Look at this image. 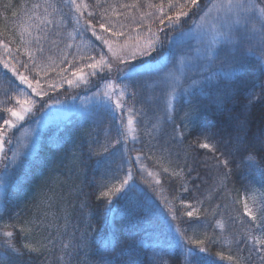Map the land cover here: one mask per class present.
<instances>
[{
    "label": "trees",
    "instance_id": "1",
    "mask_svg": "<svg viewBox=\"0 0 264 264\" xmlns=\"http://www.w3.org/2000/svg\"><path fill=\"white\" fill-rule=\"evenodd\" d=\"M182 2L183 0H181ZM77 3H81V0H77ZM101 3L103 8L108 9V19L113 22L118 19L119 23L126 26L125 30L131 35L147 31L151 17L141 20L140 12L154 10L145 5V0H140L142 5L140 8L119 7L120 4L133 5L136 0H101ZM151 3L157 4L160 3V0H151ZM164 3L167 7V0H164ZM200 3L203 7L208 3V0H200ZM83 4H87L88 7H83ZM83 4L81 5L83 17H80L70 0H0V41L9 45L10 48L9 52L0 46V57L16 63L20 72L23 70L33 78L41 79L40 82L47 95L43 96L44 106L40 108H45V105L46 107L53 106L57 97L62 100L77 97L93 89L92 84H97V77H89L91 84L87 86L81 84L78 87H69L64 83L60 87H50L53 84L60 85L64 76L71 78L73 66L79 67L82 63L88 62L80 60L77 55L74 57V54L66 57L63 54V49L69 39V32L74 29V26L82 29L84 20L90 18L89 12L96 13L98 18L99 13L103 10L95 7L96 0H83ZM25 5H27L29 15L36 14L40 9L36 17L37 21L29 25L33 30L32 36L46 33L57 41L55 47L47 41L43 42L44 60L41 61L40 54L37 53L38 62L43 68L39 76L28 72L17 63V60L27 61L28 59L23 54L22 45L30 37L25 33L24 41L21 40L22 28L26 27L27 21L31 20L24 15ZM33 5H39V7L33 8ZM109 5H114L116 11L122 15L119 18L112 16V9ZM13 12L18 15L13 16ZM42 14H46V16L43 17ZM78 18L79 24L76 23ZM48 19L53 23L48 24ZM198 19L199 16L194 15L191 19L186 20L183 30H188L193 26V21ZM96 22L93 20V23ZM157 23L152 24L153 31H155ZM36 25L40 26L39 29ZM56 31L61 33L59 37L54 36ZM178 31L180 29L173 32L165 29L168 35L173 36ZM86 34L91 36L90 31ZM161 39L164 40V35H161ZM165 45H167L166 41ZM18 46L20 47L19 51ZM30 47L35 48V44ZM161 53L154 54V59L158 58ZM256 53L260 55V51H256ZM93 54L96 53L92 50L87 55ZM48 57L50 59H47ZM61 69L68 71L61 72ZM111 76L114 75L111 74ZM14 82L15 78L11 72L3 69L0 64V101L8 100L7 104H0V112H3L5 107H11L13 98L17 96ZM257 83H264V75L260 73L255 58H248L246 70L239 76L221 80L219 88L212 90L208 95L194 98L192 105L185 104L183 101L175 103L174 110H170L169 114L176 124H181L185 113L194 108V114L202 122L215 125L214 130H221L226 138L227 133L232 131L230 126L232 122L227 117L242 113V118L246 119L247 123L248 140L252 141L255 137L264 136V94H261V88L256 86ZM225 89L229 90L231 98L224 99L223 104L218 105L217 98L222 96ZM250 91L257 94V99L251 103H249L247 95ZM136 107L146 109L147 115L142 119L146 123L151 122L148 123V128H151L152 123H157V117L164 115L163 104L155 98L147 103L136 102ZM39 110L36 108L30 114L37 116L41 113ZM3 115L8 118L6 112ZM183 122L187 123V121ZM26 123H30L28 118L24 124L16 126L14 133ZM138 127L136 124V128ZM158 127L162 129V132H154L153 135L161 137L159 143L166 142L170 155L167 153L162 155L156 147L157 140H150L143 134L139 136V140L133 141L132 137L137 136L135 131L132 134L129 132L127 135V152L123 158L117 152L110 156L103 165L97 166L96 157L89 158V146L95 147L96 145L93 143L95 140L104 142L110 135L114 136V131L109 132L111 128L109 117H102L99 121H94L89 116L78 113L64 121L47 123L46 127L39 132L36 152L20 155L24 164L17 170L12 185L6 188L5 202L0 210V217L3 218L0 223H20L33 218H40L43 221L44 227L30 234H21L15 230L14 243L16 247L21 248L25 243L39 246L37 242L46 243L48 238L56 239L57 233L59 235L65 231L67 235L71 231V233L74 232V238L77 240H80L84 235L89 244L87 247L79 249H74L73 246L72 252L65 258V264H95L96 249L102 240L112 241L117 252L143 241V246L139 248L140 256L144 264H149L153 246L158 247L159 242L167 241L174 235L172 228L168 227L171 217L163 219L159 211V208L163 207L162 202L167 200L171 207H180V200H184L191 205V208L180 207L181 212L197 208L200 215L192 217L191 220L187 216H181L179 221L171 222L172 226L175 227L179 224L182 230L187 229L186 235H194L196 238H200L204 232L210 236L219 237L216 244L209 245L207 254H201L206 261H210L212 264H232L227 259L220 260L217 257V252H223L225 256H238L243 264H264V254L254 250L249 254L251 242L247 246L240 244L239 251L236 244L233 243L234 239L239 240L244 235H259V232L251 227L250 218L244 214L243 208L245 196L252 190L257 191L259 195H264V182H261L259 172L255 169L250 170L247 165H241L239 168L234 167L233 174L227 182V193L220 192L217 189L224 169L213 166L212 153L209 150L193 146L197 132H193L191 135L186 134L182 140L179 137L172 139L174 135L172 123L160 120ZM209 143L212 141L209 140ZM13 144H15L14 138L11 139L9 145ZM137 153L141 154L139 163L134 158ZM6 154L11 159L9 149ZM129 156L133 158V166L128 165ZM237 163H239V159H237ZM140 166L147 168L146 173L148 171L153 173L152 178L146 173H141ZM165 167L169 169V173L162 172ZM180 168L184 169L182 175L186 181L184 186L189 188L187 193L180 191L181 179L171 176V173L178 172ZM189 168L193 169L190 175ZM129 171L132 173V180L129 183L135 182L143 191L134 189L128 193L126 198L119 200L113 196V207L123 209L131 203L139 209L136 213L137 218L129 220L121 213H117L114 221L111 214L106 217L105 200L98 199V197L100 192L106 191L108 187L118 186ZM157 179L160 180L159 185L156 184ZM173 197H177V199H173ZM197 200H202L203 204H197ZM216 205L221 207L216 209ZM145 208L151 209V216L145 217ZM214 209L218 213L215 216L212 215ZM217 221L223 222L226 226L225 229H221ZM55 231H57L56 234H54ZM50 248L51 246L43 249L42 254L32 253L29 255L25 251L24 256H16L4 248H0V264H62L58 260L57 252L54 249L49 250ZM106 254L113 255L111 252ZM163 258L168 260L169 264H183V257L179 251L173 256L165 254Z\"/></svg>",
    "mask_w": 264,
    "mask_h": 264
},
{
    "label": "snow or ice",
    "instance_id": "2",
    "mask_svg": "<svg viewBox=\"0 0 264 264\" xmlns=\"http://www.w3.org/2000/svg\"><path fill=\"white\" fill-rule=\"evenodd\" d=\"M70 3L75 6L80 17H83V12H81L83 0L81 3H77V0H70ZM145 5L154 10L152 12H140L141 20L151 17V23L147 25L148 34L141 36L137 32L133 36L125 30L126 26L119 23L118 19L116 22L108 19V9L103 8L101 0H96L95 7L103 9L99 13V17L97 18L96 13L89 12L90 18L84 20L82 29L76 30L85 46L90 47L96 55L81 56L80 60L88 62L82 63L79 67L73 66L71 78L64 76L60 85H50L52 88L60 87L64 83L69 87H78L81 84L87 86L91 84L89 77H97V84H92L93 87H96V92L93 93L96 103L90 112V116L95 118L107 115L111 120L109 132L114 131L115 134L107 137L104 142L93 141L96 146H89V158L96 157L97 166L103 165L110 156L117 152L123 158L127 152V135L131 131L137 132V136L132 137L133 141L139 140V136L143 134L148 136L150 140H157L156 147L162 155L165 153L170 155L166 142L159 143L161 137L153 135L154 132H162V129L158 127L159 121L166 120L173 124L174 135L172 139L179 137L182 140L186 134L191 135L193 132H197L193 146L209 150L212 153L213 166L224 169L218 191L227 193V182L233 174V169L234 167L239 168L241 165H247L250 170L255 169L260 174L261 182H264V136L255 137L252 141L248 140L247 123L246 119L242 118V113L227 117L232 122L230 125L232 131L227 133L226 138L221 130H214L215 125L202 122L194 114V108L185 113L183 121H187V123L182 121L181 124H176L169 114L170 110H174L175 103L183 101L185 104L192 105L194 98L208 95L212 90L219 88L221 80L239 76L241 72L246 70L248 58H255L260 73L264 75V0H208V3L203 7L200 0H183L182 3L181 0H167V7L164 0H160V3L157 4L151 3V0H145ZM32 7L38 8L39 5ZM83 7L87 8L88 5L83 4ZM109 7L112 9V16L119 18L122 15L116 11L114 5H109ZM119 7L140 8L142 5L140 0H136L133 5L120 4ZM24 8V15L28 19H32L35 14L29 15L27 5ZM17 15L13 12V16ZM194 15L199 16V20L193 21V27L184 31V22ZM93 20L97 22L93 23ZM47 23L52 24L53 22L49 20ZM76 23L79 24V18ZM153 23H157L155 31L152 28ZM97 24L103 33H110L112 38L98 34ZM36 27L39 29L40 26L36 25ZM165 29L169 32L176 29H180V31L173 36L168 35ZM89 31L91 36L95 37V41L99 42L98 45L91 39L84 40ZM25 33L30 37L27 41H24ZM60 35L59 31L54 33L55 37ZM161 35H164V40L161 39ZM21 40L24 41L22 45L23 54L28 59L27 61L17 60V63L28 72L39 76L43 68L38 62L37 53L40 54L39 59L44 60L43 42L47 41L55 47L57 41L50 38L46 33L33 37L28 27L22 28ZM120 40H123V43H120ZM191 40L195 41L194 46L191 45ZM165 41L168 51L163 52V55L159 56V60L154 61V54L162 52L165 48ZM32 44H35V48L30 47ZM0 46L10 52L9 45L3 41H0ZM104 47L107 48L108 54L102 50ZM254 48L260 49V55H257ZM19 50L20 47L18 46ZM97 55L99 56L98 59ZM0 64H2L3 69L9 70L12 76L19 80L20 85H26L28 89H31L36 97L47 95L40 87L39 79H36L34 85L33 81L23 72H20L17 64L12 63L10 59L0 57ZM85 69L89 71L86 72ZM66 71L68 70L61 69V72ZM113 72L116 73L114 79L110 78ZM117 80L119 83H116ZM20 85L15 86L19 93L15 98L19 107H5L3 112H0V188L3 189L12 185L17 170L24 164V160L20 158L17 151L12 152L11 159L4 153L5 129L16 128L17 123L25 121L39 103V101L31 98L20 99V95L28 96L27 91ZM256 86L260 87L261 94H264V83H257ZM157 89L161 90L162 95L155 97L147 95L148 93H155ZM206 89L209 91L206 92ZM5 94L7 95V92ZM247 95L249 103L257 99V94L251 91ZM127 98H130L132 103H128ZM154 98L163 104L164 115L157 117V123H152L151 128H148V123L151 122L146 123L142 119L147 115V111L144 107L137 108L136 102L140 100L147 103ZM230 98L229 90L225 89L222 96H218L216 103L222 105L224 99ZM7 103L8 100L0 101V104ZM5 112L8 114V118L3 115ZM36 123L39 124L40 121L37 120ZM134 123L139 127L133 129ZM209 140L212 143H209ZM140 159L141 154L137 153L135 160L139 161ZM237 159H239V163H237ZM128 162L132 163L133 158L129 156ZM141 170L143 171V168ZM192 171L193 169H188L189 175ZM162 172L169 173V169L165 167ZM183 172L184 169L180 168L178 172L171 173V176L181 179L180 191L187 193L189 188L184 186L186 181H184ZM149 175H153V173L149 172ZM130 180H132L131 171L118 186L112 185L106 191L100 192L98 199L105 200L106 217L111 214L115 221L116 214L121 213L123 217L129 220L137 218L136 213L139 209L131 203L123 209L113 207V196L119 200L126 198L128 193L134 189L143 191L135 182L129 183ZM156 184H160L159 179L156 180ZM173 199H177V197H173ZM179 203L180 207L191 208V205L184 200H180ZM162 204L163 207L159 208V211L163 219L171 217V220L168 221V227L172 228L174 235L167 241L159 242L158 247L153 246L149 264H169V261L163 258L164 255L173 256L177 251L183 257V264H212V262L206 261L201 254H207L209 245L216 244L219 237L210 236L207 232H204L200 238H196L194 235L189 236L186 235L187 229L182 230L179 224L173 227L171 223L172 221H179L181 216H187L190 220L194 216L199 217V210L192 208V210L181 212L180 207H171L167 200L163 201ZM197 204H203V201L197 200ZM220 207V205H216V209ZM243 208L244 214L250 218L251 227L260 234L244 235L239 240L234 239L233 243L236 244L239 251L240 244L247 246L251 242L249 254L253 250L264 254V204L253 211L249 207L247 197H245ZM216 209L212 212L213 216L218 214ZM144 212L145 217L152 214L150 208H145ZM2 220L3 218L0 217V222ZM217 224L221 229L226 227L221 221H217ZM42 227L44 224L40 218H33L20 223H0V237H2L0 248H4L16 256H24L25 251L29 255L32 253L42 254V250L49 246H51L49 250L54 249L56 247L55 238H48L46 243L37 242L39 246L33 243H25L21 248L16 247L14 243L15 230L21 234H30L39 231ZM88 244V240L82 235L74 247L79 249L87 247ZM68 246L66 243L61 244L62 248ZM142 246L143 241L138 245L129 246L117 252L112 241L102 240L96 249L95 264H144L139 251ZM109 252L113 255L106 254ZM216 255L220 260L227 259L232 264H243L238 256H225L223 252H217ZM60 259H63V253Z\"/></svg>",
    "mask_w": 264,
    "mask_h": 264
},
{
    "label": "rangeland",
    "instance_id": "3",
    "mask_svg": "<svg viewBox=\"0 0 264 264\" xmlns=\"http://www.w3.org/2000/svg\"><path fill=\"white\" fill-rule=\"evenodd\" d=\"M42 9H44V7H41ZM40 12V9L36 12V14L34 15V18H32L31 20L27 21V25L26 27L30 28L29 25L35 23L36 17L38 16ZM43 17L46 16V14H42ZM199 20V19H198ZM197 20V21H198ZM49 21V19L47 20ZM23 27V26H22ZM193 27V26H192ZM31 30V29H30ZM76 30H80L79 27L74 26V29L71 30L69 32V39L68 42L66 43L63 51H64V55L65 57L70 55V54H74L79 56V58L81 56H88L87 54L92 52V49L90 47H86L85 43L82 42L81 37L79 35H77ZM33 30H31L32 32ZM187 31V30H185ZM97 33L98 34H104L106 37L108 38H112L110 33H103L101 29H99V27H97ZM141 36H147V31L145 32H139ZM71 34V35H70ZM135 36V35H134ZM91 39L93 40L97 45L99 44L98 41H95V37H91L89 34L87 36V34L84 37V40H88ZM120 43H123V40H120ZM191 45H195V41L191 40L190 41ZM68 45H71V47H68ZM104 51L105 54L107 53V48L104 47L102 49ZM254 50L256 51H260L259 48H254ZM168 51L167 45H165V48L163 49L162 53L160 55H163V52ZM96 55V54H93ZM158 57V56H157ZM99 58V56L97 55V59ZM155 60H159V57L154 59ZM85 71H89L88 69H85ZM22 72L28 76V78L30 80L33 81V84L35 85V81L38 78H33V76L29 75L26 71ZM112 75H114L113 77L111 76L110 78L114 79L116 76V73L113 72ZM15 78V84L16 85H20L19 80ZM41 79H39L40 81ZM90 80V79H89ZM116 83H119V81L117 80ZM99 86V85H97ZM21 88L25 89L28 93V96H23L20 95L19 98L24 100V99H35L37 101H39V103L36 105V107L33 109V112L35 111L36 108L40 109L39 111L41 112L40 114H37V116H35L34 114H29L28 120H30V123H26L24 126H22L21 129L16 130V133H14L15 128L12 129H5V142H4V153L8 152L9 149V153L12 156V152L13 151H17L19 153V155H26V154H33L36 152L38 146V140H39V132L41 130H43L46 127L47 123H57L60 121H64L67 118H69L72 115H77L79 114H83L86 116H89L92 120L94 121H99V119H101L102 117H108L107 115H101V116H97L95 118H92L90 116V112L93 110L94 105L96 103V99L93 97V93L96 92V87H93V89H90L89 91H87L86 93L80 94L77 97H71V98H66V100H62L60 98L57 97L56 103L51 106V107H45V108H40L43 107V103H44V97H36L34 93H32L31 89H28L26 85H20ZM40 87L46 92L45 88H43V84L40 82ZM157 89L155 93H148L147 95H152L154 96H160L162 95V92H158ZM15 94L18 95V89L15 91ZM16 96L13 98L12 103L10 104L11 107H19V105L16 104ZM113 99H115V97H113ZM128 103H132L130 98H127ZM137 102H139L140 104L142 103V101L138 100ZM119 111V110H117ZM39 120L40 123L37 124L36 121ZM25 121L19 122L17 123V125L19 124H24ZM27 122V121H26ZM136 128V124H133V129ZM135 131H131V134L134 133ZM15 134V135H14ZM14 138V143L12 146L9 145V141H11V139ZM11 144V143H10ZM12 147V148H11ZM136 157V155H135ZM134 157V158H135ZM138 162V161H137ZM139 163V162H138ZM128 165L133 166V163H129ZM143 168V171L141 170V173H146L145 170H147L146 167H141ZM150 171H148L149 173ZM148 173H146L148 176H150L152 178L153 175H149ZM6 189L0 188V210L2 209L3 205H4V197L6 194ZM245 197H247V202L249 204V207L253 209V211H256L257 208L261 205L264 204V195H259V193H257V191L252 190L248 195H246ZM67 232V231H66ZM57 231H55L54 234H56ZM64 236H63V235ZM62 234L57 233L56 236V247L54 248V251L57 252V256H58V260L62 263L65 264V258L67 255H69L72 250L71 248L77 243L79 242V240L74 238V232L69 234H65V231L62 232ZM260 234V233H259ZM62 243H66L69 246L67 248H62L61 244ZM74 249H77L74 247ZM63 253V259H60L61 254Z\"/></svg>",
    "mask_w": 264,
    "mask_h": 264
}]
</instances>
